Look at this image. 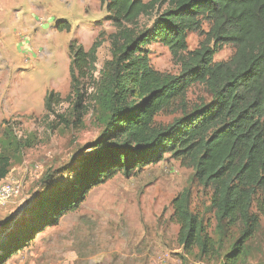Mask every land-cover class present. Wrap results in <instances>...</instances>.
<instances>
[{
  "label": "trees",
  "instance_id": "trees-1",
  "mask_svg": "<svg viewBox=\"0 0 264 264\" xmlns=\"http://www.w3.org/2000/svg\"><path fill=\"white\" fill-rule=\"evenodd\" d=\"M98 1L115 28L109 35L112 57L104 63L92 96L108 116L106 132L89 146L95 152L67 186L47 196L32 232L27 228L10 236L0 263L26 246L32 233L76 210L93 187L119 173L131 176L170 154L188 161L198 182L212 190L211 210L218 224L239 226L224 264H241L264 215V0ZM152 16L150 27L140 24L142 17ZM204 23L209 24L205 41L189 50V33L202 32ZM57 28L70 31L71 24L60 22ZM103 35L89 49L77 41L69 44L70 94L64 98L51 90L44 98L45 110L58 124L67 121L57 109L64 101H70L81 124ZM152 43L168 47L181 65L179 74L153 67L148 48ZM228 44L235 48L233 57L215 61L217 49ZM197 83L206 86L212 99L187 111L184 98ZM175 103L182 105V116L157 125L158 114ZM9 171L10 157L0 153V180ZM172 207L179 244L206 256L217 254L204 217L191 210L189 189L173 199Z\"/></svg>",
  "mask_w": 264,
  "mask_h": 264
},
{
  "label": "rangeland",
  "instance_id": "rangeland-1",
  "mask_svg": "<svg viewBox=\"0 0 264 264\" xmlns=\"http://www.w3.org/2000/svg\"><path fill=\"white\" fill-rule=\"evenodd\" d=\"M153 18L142 17L140 24L150 27ZM64 21L71 24L70 31L57 28ZM208 30L204 23L202 32L189 33V50L200 47ZM114 31L98 0H0V153L10 157L9 174L0 183L21 185L17 197L0 205V254L12 234L27 228L32 232L47 196L67 186L95 152L89 146L104 136L108 116L92 96L103 78L104 63L112 57L109 35ZM100 33L103 44L94 82L88 86V110L80 124L70 101H64L57 109L67 121L58 124L59 119L45 110V94H70L69 44L77 41L89 49ZM148 48L155 69L180 73L181 65L168 47L152 43ZM234 53L228 44L217 49L214 58L225 61ZM211 99L206 86L197 83L184 102L191 111ZM179 104L159 113L156 124L164 126L182 116ZM185 189L191 192V210L204 217L217 242V254L188 251L178 242L172 201ZM211 194L188 161L166 154L131 176L119 173L93 187L76 210L55 225L33 231V239L0 264H224L240 229L237 224H218ZM260 221L241 264H264V215Z\"/></svg>",
  "mask_w": 264,
  "mask_h": 264
},
{
  "label": "built area",
  "instance_id": "built-area-1",
  "mask_svg": "<svg viewBox=\"0 0 264 264\" xmlns=\"http://www.w3.org/2000/svg\"><path fill=\"white\" fill-rule=\"evenodd\" d=\"M21 191V185L15 181L0 183V205L6 204L11 198H15Z\"/></svg>",
  "mask_w": 264,
  "mask_h": 264
},
{
  "label": "crops",
  "instance_id": "crops-1",
  "mask_svg": "<svg viewBox=\"0 0 264 264\" xmlns=\"http://www.w3.org/2000/svg\"><path fill=\"white\" fill-rule=\"evenodd\" d=\"M46 95V94H45ZM45 98V97H44Z\"/></svg>",
  "mask_w": 264,
  "mask_h": 264
}]
</instances>
